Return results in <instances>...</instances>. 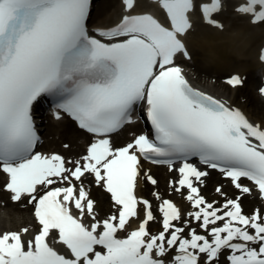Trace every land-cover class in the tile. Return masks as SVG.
Here are the masks:
<instances>
[{
    "label": "snow or ice",
    "instance_id": "6c2138e0",
    "mask_svg": "<svg viewBox=\"0 0 264 264\" xmlns=\"http://www.w3.org/2000/svg\"><path fill=\"white\" fill-rule=\"evenodd\" d=\"M157 2L163 22L132 14L134 0H122L127 14L115 26L90 28L93 0H0V174L11 201L26 197L40 226L27 241L20 232L0 234V264H219L225 252L227 264H264V215L244 214L241 199L253 189L240 182L250 181L264 201V126L192 87L176 63L191 60L184 41L194 16L223 30L216 18L221 0ZM234 10L264 24V0H244ZM226 83L238 87L243 79L233 75ZM258 91L264 96V86ZM45 96L56 119L64 113L93 137L79 159L35 151L33 107ZM138 109L150 134L113 147L111 135ZM141 158L179 173L169 187L187 190V218L154 192L162 201L157 221L152 203L137 195L142 177L157 184ZM193 159L230 179L239 195L209 203L198 186L209 172ZM93 183L115 209L103 220L86 190ZM216 192L226 197L220 187ZM150 222L162 230L153 234ZM54 233L66 254L50 246Z\"/></svg>",
    "mask_w": 264,
    "mask_h": 264
},
{
    "label": "bare ground",
    "instance_id": "6f19581e",
    "mask_svg": "<svg viewBox=\"0 0 264 264\" xmlns=\"http://www.w3.org/2000/svg\"><path fill=\"white\" fill-rule=\"evenodd\" d=\"M156 12L160 17L158 3H148L147 0H134V9ZM91 15L92 23L100 26L112 25L125 12L122 0H100ZM235 7H229L228 13L221 11L216 17L224 20L225 28L223 30L206 25L204 22L197 21L194 30L186 37V43L192 56V63L184 62L178 59V65L182 68L185 76L190 79L196 87L217 94L219 97L227 100L231 105L244 109L250 118L264 126V96L259 91L253 89L257 87L259 80L264 78V62L259 59L260 52L264 49V24L253 25L249 19L240 16L234 10ZM144 10V9H143ZM93 23V24H94ZM184 62V63H183ZM236 72L235 75L243 79L241 87H232L223 80L227 72ZM261 71L262 76L258 74ZM260 73V72H259ZM255 86V87H254ZM256 89V88H255ZM131 125L129 128L116 134L113 141L128 140L130 138ZM45 142L42 149L50 151L48 154H54V151L65 153V159L70 160L71 156L80 158L84 143L88 137L84 132L78 130L68 119L49 120L46 130L43 133ZM64 142V143H63ZM69 142V147L64 148L61 143ZM123 142V141H122ZM120 143V142H116ZM75 161V159H71ZM142 171H149L157 178V186H151L140 179L138 193L142 196H149L150 191L156 190L162 197H171L185 212V197L187 190L182 189L181 193H176L173 188L169 187L170 181L178 180L177 174L164 166L142 165ZM211 176L204 178V184L198 185L201 188V194L208 196L212 200L216 195L211 189L215 184L229 180L218 178L215 173H209ZM4 176L0 174V234L4 232H20L25 241L38 233V230H31L28 227L35 226L31 213H29V204L27 198L19 202H12L10 193L3 189ZM222 189H230L229 194L235 196L238 192L232 184L222 182ZM86 190L89 191V197L95 202L94 211L98 217H104L110 211H113L110 196L101 188L94 184H86ZM211 192V193H210ZM95 198V199H94ZM218 197H216L217 199ZM91 221V218H86ZM158 221V220H157ZM159 222H151L150 225L157 226ZM27 228L28 232L23 233L21 230ZM150 232L154 233V228L150 227ZM53 240L55 239L53 234Z\"/></svg>",
    "mask_w": 264,
    "mask_h": 264
},
{
    "label": "rangeland",
    "instance_id": "374dc122",
    "mask_svg": "<svg viewBox=\"0 0 264 264\" xmlns=\"http://www.w3.org/2000/svg\"><path fill=\"white\" fill-rule=\"evenodd\" d=\"M188 63H192V61H189ZM231 72H232V71H231ZM231 72H230V71L227 72V73L225 74V76H228ZM258 74H259V72H258ZM258 84H259V83H257L256 85L258 86ZM254 87H255V86H254ZM255 88H256V87H255ZM255 88L253 89V92H254ZM63 143H64V142H63ZM61 145H62V144H61ZM211 190L214 191V193H216L215 196H218V193L215 191L216 188H212ZM247 196H248V195L244 196V199H247ZM225 199H226V198L221 199L220 202L222 201V204H223ZM243 202H244V204H245L246 206H248V211H249V212H252L253 209L255 208V207H254V203H248L247 200H243ZM220 205H221V204H220ZM220 205H218V206H220ZM256 205H257V204H256ZM261 208H262V207H261ZM254 210H256V209H254ZM29 213H31V207H29Z\"/></svg>",
    "mask_w": 264,
    "mask_h": 264
}]
</instances>
